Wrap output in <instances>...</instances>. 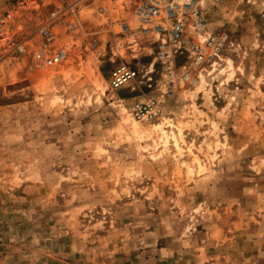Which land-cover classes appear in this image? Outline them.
<instances>
[{"label": "rangeland", "instance_id": "obj_1", "mask_svg": "<svg viewBox=\"0 0 264 264\" xmlns=\"http://www.w3.org/2000/svg\"><path fill=\"white\" fill-rule=\"evenodd\" d=\"M142 1L0 0L26 39L0 55V264H264V0H200L182 46L123 34Z\"/></svg>", "mask_w": 264, "mask_h": 264}, {"label": "built area", "instance_id": "obj_2", "mask_svg": "<svg viewBox=\"0 0 264 264\" xmlns=\"http://www.w3.org/2000/svg\"><path fill=\"white\" fill-rule=\"evenodd\" d=\"M200 0H143L136 9L138 25L131 26L125 23L122 27L123 34L139 41L143 37H155L161 46H182L186 40L189 24L195 17H200L197 9ZM13 15L0 17V55L8 51L26 50V39L16 41L18 33L15 30ZM43 32L51 39L47 28ZM66 52L60 50L53 61L63 60ZM138 76V70L126 63L116 66L111 72V85L117 89L126 85ZM160 109L155 103L133 108L137 118L149 120L159 113Z\"/></svg>", "mask_w": 264, "mask_h": 264}]
</instances>
